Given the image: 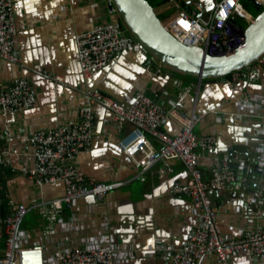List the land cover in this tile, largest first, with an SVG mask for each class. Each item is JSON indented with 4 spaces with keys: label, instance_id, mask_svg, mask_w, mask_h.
I'll use <instances>...</instances> for the list:
<instances>
[{
    "label": "built area",
    "instance_id": "obj_1",
    "mask_svg": "<svg viewBox=\"0 0 264 264\" xmlns=\"http://www.w3.org/2000/svg\"><path fill=\"white\" fill-rule=\"evenodd\" d=\"M258 9L264 8V0H250ZM115 13V8H110ZM253 15L242 4V0H219L206 18L196 16L183 9L165 20V28L180 42L200 46L207 50L229 51L242 39L244 26ZM241 20V22L239 21ZM76 58L80 65L83 83L80 87L87 102L78 110L73 123L58 125L45 130L24 133L23 143L33 149V163L28 166L22 161L20 173L36 186L62 183L64 194L49 200H36L27 206L9 195L4 188L8 174L4 167L11 165L9 148L0 152V264H118L117 249L108 234L86 237L82 243L65 244L57 238V227L63 214L70 211L76 200L92 196L102 202L106 195L126 182H100L88 179L75 165L79 154L91 147L94 114L92 106L99 104L110 110L118 130L128 123L132 129L125 132L119 142L122 152L131 160L138 175L144 174L155 165L159 177L173 172L172 162H180L187 173L185 181H173L168 189L174 195L190 199L196 224L191 228L188 239L179 247L170 243H155L150 255L157 254L163 264H200L205 256H214L218 264H230L237 253L250 257L264 256V224H253L244 229L237 238L225 236L216 219L210 192L227 191L237 185L238 198L245 204L244 216L261 217L264 213V53L252 64L228 75L231 98H223L220 106L229 104L236 115H257L262 120L257 133L261 137L259 158H241L238 152L216 154L218 140L213 135L201 134L195 127L201 116L190 114L168 105L164 98L139 92L125 101H117L99 87H89L86 80L125 50L146 51L133 36L121 28L119 22L108 21L98 24L90 31L76 36ZM0 58L20 65L16 48V23L13 0H0ZM145 67L155 73L166 72L182 99L187 94H198L201 81L183 85L171 70L152 56H148ZM60 79L59 77H55ZM245 79L262 87L259 94H247L239 90L238 83ZM36 91L30 80L18 76L4 84L0 82V111L4 114L17 113L34 106ZM246 111V113H245ZM218 114V108L209 110ZM224 113H220L223 118ZM167 118L179 123V129L171 135L163 129ZM8 142L14 144L16 137L5 130ZM152 139L160 143L154 146ZM206 153L210 158V173L204 177L201 160ZM250 171V173H249ZM257 171L259 178L252 190L250 175ZM30 211L38 217L37 240L28 242L34 230L21 226ZM52 246V252L49 251Z\"/></svg>",
    "mask_w": 264,
    "mask_h": 264
},
{
    "label": "crops",
    "instance_id": "obj_2",
    "mask_svg": "<svg viewBox=\"0 0 264 264\" xmlns=\"http://www.w3.org/2000/svg\"><path fill=\"white\" fill-rule=\"evenodd\" d=\"M160 18L166 20L183 9L196 16L206 18L219 0H149ZM111 0H13L16 23V48L21 64L15 65L0 58V82L6 84L18 76L27 77L36 91V102L31 108L4 114L0 111V152L9 148L11 165L4 181L9 195L31 206L36 200H49L64 194L62 183L51 185L49 198L43 191L20 173L22 161L28 166L33 163V149L23 143L24 133L54 128L73 123L78 110L87 99L80 87L83 78L76 58V36L90 31L102 22H119L116 13L110 12ZM148 55L138 50H125L114 58L107 67L86 80L89 87H99L117 101H125L139 92L164 98L168 105L190 114L201 116L197 130L201 134L213 135L218 140L216 154L238 152L241 158H259L261 137L257 133L262 120L257 115L238 116L231 105H221L223 98H231L229 79L202 80L199 93L187 94L180 99L177 89L166 72L155 73L145 67ZM60 77L56 80L55 77ZM183 85L197 83V79L176 76ZM261 77L264 79V69ZM239 90L247 94H259L262 87L241 79ZM218 108V114L209 112ZM94 114L91 147L82 151L75 161L76 168L86 178L100 182H126L110 191L102 202L92 196L76 200L73 208L63 214L57 227V238L69 245L82 243L86 237L108 234L117 249L118 264H163L157 254L150 255L155 243H170L181 246L196 224L191 201L185 196L169 192L173 181H185L187 173L180 162L173 161V172L159 177L155 165L144 174L138 175L131 160L122 152L119 142L122 135L132 129L128 123L118 130L112 112L99 104L92 106ZM220 113H224L220 118ZM246 113V111H245ZM163 129L174 135L179 123L167 118ZM8 130L16 137L14 144L5 135ZM155 147L160 143L152 139ZM13 149L14 154L11 153ZM206 153L201 160L204 177L209 176L210 158ZM3 168V169H4ZM253 186L256 177L250 175ZM212 206L220 231L228 237L237 238L253 224H264L261 217L249 221L243 214L245 204L237 195V185L227 191L210 192ZM35 222L27 230H34L28 242L37 240L39 220L30 211ZM200 264H218L214 256H205ZM230 264H264L263 257H250L237 253Z\"/></svg>",
    "mask_w": 264,
    "mask_h": 264
},
{
    "label": "water",
    "instance_id": "obj_3",
    "mask_svg": "<svg viewBox=\"0 0 264 264\" xmlns=\"http://www.w3.org/2000/svg\"><path fill=\"white\" fill-rule=\"evenodd\" d=\"M109 6L115 8L121 28L141 44L147 55L176 75L225 81L231 72L252 64L264 53V8L244 27L242 41L224 51L180 42L167 31L165 20L160 18L149 0H111ZM253 173L256 180L251 192L259 178L257 171Z\"/></svg>",
    "mask_w": 264,
    "mask_h": 264
},
{
    "label": "rangeland",
    "instance_id": "obj_4",
    "mask_svg": "<svg viewBox=\"0 0 264 264\" xmlns=\"http://www.w3.org/2000/svg\"><path fill=\"white\" fill-rule=\"evenodd\" d=\"M242 4H243V7L249 12L251 13L253 16H256L258 14V12L261 10V9H258L250 0H242ZM241 22V20H239ZM241 24L245 27L246 24L244 22H241ZM195 130H197V127H195ZM11 153L14 154V151L13 149H11ZM50 186L51 185H44L43 187L39 188L41 191H43V198H49L50 196V193L48 192L49 189H50ZM35 222L34 218L31 216V215H27L23 222L21 223V226L22 227H25L24 223H27L28 225H30L31 223ZM27 229H29L27 226H26ZM49 251L52 252V246L49 245Z\"/></svg>",
    "mask_w": 264,
    "mask_h": 264
},
{
    "label": "trees",
    "instance_id": "obj_5",
    "mask_svg": "<svg viewBox=\"0 0 264 264\" xmlns=\"http://www.w3.org/2000/svg\"><path fill=\"white\" fill-rule=\"evenodd\" d=\"M4 172H5L6 174H9V170H8V168H4Z\"/></svg>",
    "mask_w": 264,
    "mask_h": 264
},
{
    "label": "bare ground",
    "instance_id": "obj_6",
    "mask_svg": "<svg viewBox=\"0 0 264 264\" xmlns=\"http://www.w3.org/2000/svg\"><path fill=\"white\" fill-rule=\"evenodd\" d=\"M246 25H247V24H246ZM126 32H127V31H126ZM146 54H147V53H146ZM148 56H150V55H148ZM56 77H57V76H56ZM227 77H228V76H227ZM59 78H60V77H59ZM55 79H56V78H55ZM60 79H61V78H60ZM60 79H59V80H60ZM56 80H58V79H56ZM203 80H204V79H203Z\"/></svg>",
    "mask_w": 264,
    "mask_h": 264
}]
</instances>
